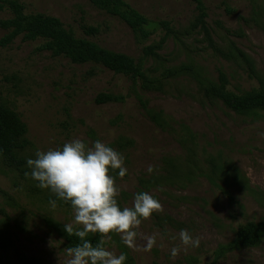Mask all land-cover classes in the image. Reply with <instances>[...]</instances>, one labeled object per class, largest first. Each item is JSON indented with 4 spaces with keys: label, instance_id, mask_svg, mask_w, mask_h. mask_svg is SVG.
<instances>
[{
    "label": "rangeland",
    "instance_id": "374dc122",
    "mask_svg": "<svg viewBox=\"0 0 264 264\" xmlns=\"http://www.w3.org/2000/svg\"><path fill=\"white\" fill-rule=\"evenodd\" d=\"M126 1L151 22L168 21L173 31L158 26L143 40L90 0H21L27 12L60 18L78 37L133 57L153 77L193 64L214 81L225 72L236 92L264 85V0H203L212 44L192 0ZM9 16L0 11V19ZM5 33L0 28V39ZM42 43L18 37L0 44V103L27 125L26 159L73 138L100 139L125 157L126 175L111 173L120 205L131 207L139 191L161 204L134 229L132 247L119 234L105 237L112 251L125 248L136 264H264V239L257 247L218 254L239 224L264 219V117L238 113L208 96L192 75L164 80L163 91L143 90L130 76L55 56ZM153 45H160L159 58L144 52ZM101 93L124 100L97 103ZM140 98L162 113L163 122L147 114ZM26 171V164L16 166L0 154V264H66L67 242L47 219L70 223L73 212L59 200L52 207L55 196L36 187ZM181 229L199 246H185Z\"/></svg>",
    "mask_w": 264,
    "mask_h": 264
},
{
    "label": "trees",
    "instance_id": "16d2710c",
    "mask_svg": "<svg viewBox=\"0 0 264 264\" xmlns=\"http://www.w3.org/2000/svg\"><path fill=\"white\" fill-rule=\"evenodd\" d=\"M90 1L107 14L122 19L143 40H147L158 26L163 27L168 34L173 31L168 21H160L157 24L151 22L126 0ZM192 1L199 11L197 23L202 26L208 41L212 44V38L205 21L207 12L204 1ZM0 11L10 13L8 18L0 19V28L6 31L4 37L0 39L2 45H8L18 37H23L27 41L42 40L41 48L50 51L55 56H64L74 63L101 64L117 74L130 76L132 79L140 81L143 90L163 91L164 80L192 75L208 96L221 100L227 107L238 113L264 117V85L236 92L229 88V80L225 72L220 71L217 80L214 81L203 76L193 64L169 67L162 73V78L153 77L147 74L143 66L138 64L133 57L102 47L86 38L78 37L71 29L65 27L60 18L42 12H27L25 4L21 0H0ZM86 31L94 34L96 28L87 27ZM158 47L160 45L148 46L144 52L146 55L159 58L156 51ZM238 54L247 60L243 52L239 51ZM123 100V96L112 93H101L96 98L97 103ZM140 102L155 122H163L164 118L161 112L150 108L148 102L143 98H140ZM27 134V125L20 115L11 107L0 103V154L16 166L26 164L24 153L30 145ZM59 204L70 207L62 201H59ZM47 223L66 240L68 247L77 243V238L74 235L68 236L63 231V224L50 218L47 219ZM88 238L95 244L100 239V235L89 234ZM263 239L264 219L248 221L239 224L233 240L220 246L218 254H225L244 247H257ZM121 252L127 256L125 264H136L134 257L125 248H122ZM23 262L36 264L27 259H24Z\"/></svg>",
    "mask_w": 264,
    "mask_h": 264
},
{
    "label": "clouds",
    "instance_id": "9594fccd",
    "mask_svg": "<svg viewBox=\"0 0 264 264\" xmlns=\"http://www.w3.org/2000/svg\"><path fill=\"white\" fill-rule=\"evenodd\" d=\"M26 167L30 171L25 177L55 196L49 200L52 207L59 200L73 212L72 221L63 224V231L77 238V243L65 250L66 264H125L126 254L112 251L105 237L119 234L121 241L132 247L134 229L161 209L158 199L146 191L134 194L131 207L120 205V190L111 173L120 178L126 175L125 157L100 139L87 143L73 138L57 148L37 149L26 159ZM89 234H99L100 239L93 244ZM179 236L185 246H199V239L188 229H181ZM177 251L173 248L171 254Z\"/></svg>",
    "mask_w": 264,
    "mask_h": 264
}]
</instances>
